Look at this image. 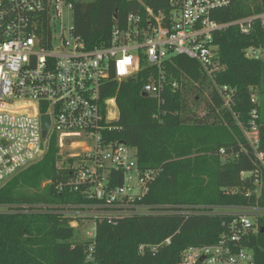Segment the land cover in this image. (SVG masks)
Listing matches in <instances>:
<instances>
[{"label":"trees","instance_id":"1","mask_svg":"<svg viewBox=\"0 0 264 264\" xmlns=\"http://www.w3.org/2000/svg\"><path fill=\"white\" fill-rule=\"evenodd\" d=\"M263 7L264 0H228L216 11V20L224 23ZM146 8L166 12L167 0H73V33L86 49L108 46L113 25L124 26L130 13L144 20ZM214 42L223 65L215 84L196 60L174 55L160 68L144 66L120 83L111 74L102 86L101 98L114 97L118 109L106 135L136 149L140 170H157L146 195L135 202L159 211L104 219L93 239L81 240L70 225L72 218L58 206L89 200L55 189L68 174L56 164L72 159L59 153L52 136L38 161L0 187V264H179L186 248L215 244L226 230L233 216L212 209L264 207V187L259 196L246 197L254 176L240 177L243 171L264 176L255 156L264 153V61L244 56L247 46L264 48V31L256 23L250 34L241 35L231 26L217 33ZM159 74L164 75L160 96L143 94V85ZM223 85L228 88L227 104L217 90ZM252 109L258 115L256 149L242 130ZM46 181L50 183L41 187ZM225 188L238 191L226 193ZM254 226L242 244L251 251L253 264H264V233L259 232L264 216L255 217Z\"/></svg>","mask_w":264,"mask_h":264},{"label":"built area","instance_id":"2","mask_svg":"<svg viewBox=\"0 0 264 264\" xmlns=\"http://www.w3.org/2000/svg\"><path fill=\"white\" fill-rule=\"evenodd\" d=\"M228 0H167V11L147 16L130 13L124 26L113 25L108 46L86 49L82 39L73 33L62 16H72L73 0H0V187L21 170L38 161L52 136L57 145L75 149L66 156L71 162L60 166L68 170L55 189L73 191L89 203H63L64 215L77 220L92 216L96 226L104 219L111 222L129 214H154L159 207L136 203L149 190L157 170H140L136 149L106 135L109 123L118 117L115 98H101L104 83L114 75L120 83L142 67L155 65L174 55L196 60L209 79L223 69L219 62L215 35L235 26L241 35L250 34L256 23L264 31V7L220 23L216 11ZM244 56L264 61V48L250 45ZM164 75L143 85L142 93L159 97ZM173 88L176 81L171 82ZM217 86V85H216ZM227 86L217 87L228 103ZM251 101L256 95H250ZM113 107V109H111ZM49 125L42 136L43 119ZM257 112L252 109L247 126L242 127L248 142L256 149L258 141ZM77 149H80L77 152ZM225 157L224 150H220ZM264 170V153L255 152ZM253 174V186L245 196H259L264 187L261 173ZM120 177V184H117ZM50 183L46 181L45 184ZM238 188H225L235 193ZM57 207L56 205H53ZM69 207L75 212L66 211ZM217 242L206 246H190L179 264H253L252 253L242 240L254 231V218L264 216V207L235 206ZM215 211V210H214ZM214 213L213 211H210ZM169 243V239L164 241ZM203 257L202 261L199 259Z\"/></svg>","mask_w":264,"mask_h":264},{"label":"rangeland","instance_id":"3","mask_svg":"<svg viewBox=\"0 0 264 264\" xmlns=\"http://www.w3.org/2000/svg\"><path fill=\"white\" fill-rule=\"evenodd\" d=\"M80 1H89V0H80ZM138 1L141 2V3L144 2V0H138ZM232 12L235 13L234 9L232 10ZM71 21H72V16L70 15L69 12H65L63 14V16H62V22L65 24V26H68V25L71 24ZM111 109H113V107ZM79 150L80 149H77V152ZM59 151H60L61 154H65L66 156H68L67 154H69L70 152L75 151V149H73L71 147H68L67 145L66 146L64 145L62 148L59 149ZM62 164L63 163H57L56 166L59 167ZM46 184H45V182H42L41 183V187H44ZM69 205H70V203H69ZM66 208H68L66 211H68L70 213L76 211L75 209H71L69 207H66ZM0 210H4V208H0ZM212 210H213V212H218V213H227V212H233L234 211V210L229 209V208H220V209H215L214 208ZM71 214H74V213H71ZM77 224L78 225L75 228H76V230L78 232L79 238L81 240L88 239L89 237L87 235V232L94 228V225H95L94 218L92 216H90V217H87V218H83L82 220L79 219V220H77Z\"/></svg>","mask_w":264,"mask_h":264},{"label":"water","instance_id":"4","mask_svg":"<svg viewBox=\"0 0 264 264\" xmlns=\"http://www.w3.org/2000/svg\"><path fill=\"white\" fill-rule=\"evenodd\" d=\"M143 94H144V93H143ZM42 119H43V124H42V126H43V131H42V136L45 137L46 129H47L48 125H49V122H48V117H47V115L42 116ZM259 232L264 233V226H262V227L259 228ZM202 260H203V257H201V258L199 259V261H202Z\"/></svg>","mask_w":264,"mask_h":264}]
</instances>
